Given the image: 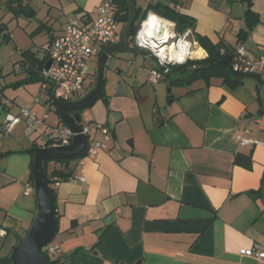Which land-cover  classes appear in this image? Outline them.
Wrapping results in <instances>:
<instances>
[{"label":"crops","instance_id":"1","mask_svg":"<svg viewBox=\"0 0 264 264\" xmlns=\"http://www.w3.org/2000/svg\"><path fill=\"white\" fill-rule=\"evenodd\" d=\"M32 1L23 0L35 14L26 13L17 35L10 22L21 14L10 8L13 0H0V11L7 10L0 15V50L7 48L0 55V154L6 153L0 157V230L6 231L0 259L11 257L38 214L36 148L47 145L54 126L65 125L52 109L49 90L37 101L42 81L29 78L38 75V66L22 53L30 49L44 59L70 18L78 15L80 24H89L104 0H72L67 11L68 0H38L46 9L41 19ZM172 1L194 19L189 39L197 52L205 51L201 58L208 53L197 35L264 53V0H251L259 21L244 40L239 33L248 30L246 1ZM29 23H36L31 32ZM123 52L109 58L115 67L105 78L103 97L83 111L88 117L82 125L110 127L108 148L72 161L73 176L85 181L73 178L55 188L57 225L51 241L60 244L66 264H264L240 253L264 249V87L254 76L235 88L218 77L170 85L163 75L153 83L149 74L158 68L157 59L147 51L140 59ZM22 108L47 116L45 123L31 129L23 118L10 132L3 130ZM48 109L56 114L53 121ZM239 134L263 143L240 146ZM97 139L100 133H92L90 142ZM56 166L50 162L49 170Z\"/></svg>","mask_w":264,"mask_h":264},{"label":"built area","instance_id":"2","mask_svg":"<svg viewBox=\"0 0 264 264\" xmlns=\"http://www.w3.org/2000/svg\"><path fill=\"white\" fill-rule=\"evenodd\" d=\"M158 2L162 0H149ZM170 7L179 9V4L170 0L167 2ZM114 0H104L97 9L96 17L87 25L80 24L75 20H69L64 27L63 33L53 39L52 44L47 47L48 59L41 69L42 85L39 97L43 95V90H49L53 98L63 101H70L73 98L80 96L87 87V82L90 79L88 70V63L95 57L101 54L110 45L117 44L122 39V32L119 30L118 20L115 17ZM149 11L146 17L140 23L141 30L143 23L148 19ZM157 17H160L156 15ZM161 18V17H160ZM173 29V28H172ZM151 37L145 36V43L141 46V42L137 40V33L130 38V45L138 49L147 51L151 56L157 59L159 67H163L161 71L159 68H154L150 71L149 80L153 83H158L165 72L169 71L170 65L183 64L188 59H197L188 57L182 62H177L176 59H169L165 57L162 52L156 47L160 40L157 38V33ZM173 37L165 44H175L179 46L182 41L188 40L189 50H193L195 41L189 39L190 31L187 30L183 34H178L173 30ZM169 43V44H168ZM105 48V49H104ZM104 49V50H103ZM171 60V62H170ZM50 62L47 67L46 64ZM233 70L239 73L259 76L264 81V53L255 54L248 51L244 44L237 46L232 60ZM264 87V83L262 85ZM44 118H39L35 112L28 108H22L18 115L11 116L5 121L3 130L10 132L12 128L18 124L23 118H26L31 129L39 127L45 123ZM94 132L100 133V139L90 142V136ZM80 134L88 136L89 144L85 156L94 157L100 149H107L108 143L112 136V131L106 123L86 124L81 126ZM67 125L54 126L49 134V140L55 146L69 145L74 137L77 135ZM236 142L240 146H250L262 144L263 142L253 138H247L239 134L236 136ZM78 178L85 181V176H72L70 179ZM62 181L56 180L55 188L60 185ZM6 234L5 230H0V248L2 237ZM43 255H46L48 260H56L57 264H66V260L62 256V248L60 244L53 241L48 242L42 247ZM242 255L256 256L264 259V249L259 246L253 248H243L240 250ZM1 264V263H0Z\"/></svg>","mask_w":264,"mask_h":264},{"label":"trees","instance_id":"3","mask_svg":"<svg viewBox=\"0 0 264 264\" xmlns=\"http://www.w3.org/2000/svg\"><path fill=\"white\" fill-rule=\"evenodd\" d=\"M130 0H114L115 5V17L118 21L124 22V28L121 29L123 33L129 19H130ZM248 3V8L246 11V19L248 24V30H243L239 33L241 40L247 38L249 34V30H251L259 21V18L255 12L251 9V0H244ZM133 3L136 5L137 16L136 21L133 24L130 30V37L136 35L140 28V23L146 17L149 11L154 12L155 14L164 17L176 24V31L178 34L185 33L188 29H191L195 25L194 19L179 12L177 9L170 7V5L164 1L153 2L149 1L148 5L145 9L141 6H137V0H133ZM12 11L15 14L27 13L30 16L35 14L34 9L31 6L24 5L23 0H13V3L9 5ZM45 26V25H44ZM2 26L0 27L1 32ZM6 41L8 36L5 34L2 36ZM196 41L199 42L201 46L207 51L208 55L205 58H201L205 56V51L199 48L196 56L194 58L199 59H188L183 64L170 65L169 71L164 73L165 78L169 80L170 85L174 84H185L191 83L198 79H204L206 81H210L212 78H222L223 83L231 86L238 87L243 84L244 79L247 76L257 77L259 80V84L263 85L264 81L261 77L255 75H248L244 73H239L233 70L232 60L233 55L237 47H229L225 44H215L211 42L209 39L199 36H196ZM30 49L23 51V55L25 57H29L32 60V63L35 66H38L37 71L38 75L35 78H29V80H40L42 81L41 69L46 63L48 57L44 59L36 58L34 55H31ZM158 68L163 71V67ZM92 84H94L92 82ZM52 99V94H51ZM53 105V100L50 101ZM57 111V109H56ZM58 112V111H57ZM88 147L78 156L74 158H68L63 160H47L44 162V168L46 175L49 179V190L50 195L55 206L57 194L54 184L56 180L67 181L74 175V168L71 166L72 161L83 158L87 153ZM30 152H35V149H28ZM6 153H1L0 157L4 156ZM50 162H55L60 166H56L51 171L49 170ZM251 162V161H250ZM259 194V191H257ZM57 225V223H56ZM56 233V230H55ZM27 234V233H26ZM55 236V234H54ZM54 238V237H53ZM46 257V255H44ZM1 264H13L11 257L1 258Z\"/></svg>","mask_w":264,"mask_h":264},{"label":"water","instance_id":"4","mask_svg":"<svg viewBox=\"0 0 264 264\" xmlns=\"http://www.w3.org/2000/svg\"><path fill=\"white\" fill-rule=\"evenodd\" d=\"M129 4L130 19L123 31L121 41L110 45L100 55L98 77L94 88L78 100L63 101L53 98V105L57 109L63 123L78 134L69 145L64 146L48 145L50 142L49 135H46L45 144L47 145L36 148L34 183L37 194L38 214L26 236L22 237L13 249L11 254L13 264H57L56 260H48L42 253V247L53 239L57 223L56 209L50 195L49 179L45 172L44 162L47 160L74 158L87 148L89 144L88 136L79 133L82 126L83 111L93 106L103 97L105 69L109 58L121 51L133 54L145 52V50L130 45V30L136 21L137 10L133 0H130ZM173 30H175V26H173ZM49 64L50 62L46 66L48 67ZM173 98L174 96L170 95L168 100Z\"/></svg>","mask_w":264,"mask_h":264},{"label":"rangeland","instance_id":"5","mask_svg":"<svg viewBox=\"0 0 264 264\" xmlns=\"http://www.w3.org/2000/svg\"><path fill=\"white\" fill-rule=\"evenodd\" d=\"M32 1V0H31ZM79 1H81V2H85L86 0H79ZM32 3L38 8V11H39V13L40 14H38V18L39 19H41V16H42V14H43V12L46 10V9H44L43 7H42V5L39 3V1L38 0H33L32 1ZM68 3H70V5H68V6H66V11L71 7V5L73 4V2H72V0H68ZM145 3H146V0H137V6H144L145 5ZM139 4V5H138ZM1 5V4H0ZM42 8V9H41ZM3 10L2 11H0V15H2V14H4V13H7V10H6V8L5 7H3L2 8ZM144 9V8H143ZM20 17V18H19ZM77 17H78V15L76 16V18L75 19H73V18H70L69 20H75V21H77ZM27 15H26V13H23V14H21L20 16H18L17 18H15V19H13L10 23H11V27L10 28H12V29H15L16 27H17V24L20 22V21H22L23 23L22 24H26L27 22H26V20H27ZM19 19V20H18ZM78 22V21H77ZM34 25H36V23H34L33 25L32 24H28V31H33L34 30V28H35V26ZM118 26H119V30H121V29H123L124 28V22L123 21H119L118 22ZM16 31H17V35L19 34V28H16ZM45 34V33H44ZM43 34V35H44ZM46 35V34H45ZM18 40V39H17ZM192 40V39H191ZM195 48V47H194ZM194 48H193V50H194ZM5 49H7V48H2V50H0V55L2 56L3 54H5V52H6V50ZM123 52V51H122ZM122 52H118V53H122ZM124 54L126 53V52H123ZM130 54V53H129ZM131 55H134L135 57H137L138 59H140V58H142V53H139V54H131ZM114 64H115V61L114 60H112V59H110L109 61H108V63H107V65H106V69H105V78H106V76H108L109 74H110V71H113L114 70ZM88 70H89V73H90V77H91V79H92V82L94 83V84H92L91 85V87H86V89L82 92V94L80 95V98H82V97H84L86 94H88L93 88H94V86H95V84H96V81H97V77H98V71H99V58H93L89 63H88ZM107 72V73H106ZM95 81V82H94ZM90 83V80H88V84ZM38 95H39V93H38ZM38 95H37V97H38ZM37 97H36V99H37ZM47 98L49 99V96H47ZM46 99V98H45ZM52 109L53 110H55V106L54 105H52ZM49 110V109H48ZM53 110H49V113L51 114V119L50 120H52L53 121V118L55 117V112L53 111ZM87 117H88V115H87V113H84L83 112V121H85L86 119H87Z\"/></svg>","mask_w":264,"mask_h":264},{"label":"bare ground","instance_id":"6","mask_svg":"<svg viewBox=\"0 0 264 264\" xmlns=\"http://www.w3.org/2000/svg\"><path fill=\"white\" fill-rule=\"evenodd\" d=\"M167 21L168 20L163 18L158 21L160 30L157 34V38L160 40V44L155 41V43H157L156 47H158L162 54L169 59L175 58L176 60H178L181 56H183L185 60L188 55L194 58L197 54V47H195L194 50H189L190 43L188 40L182 41L179 46L175 44H169L171 42L169 39L172 38L174 34L172 29L174 24H169L167 23ZM165 31H167L168 33L167 37H165L164 35ZM166 42H169V45L165 44Z\"/></svg>","mask_w":264,"mask_h":264},{"label":"clouds","instance_id":"7","mask_svg":"<svg viewBox=\"0 0 264 264\" xmlns=\"http://www.w3.org/2000/svg\"><path fill=\"white\" fill-rule=\"evenodd\" d=\"M162 18H158L156 14L154 13H149L148 19L143 23L141 30L137 33V40L141 42V46L145 43V36L151 37L154 35L155 32H159L160 30V25L158 23L159 20ZM167 23L171 24V21H167ZM165 37L168 36L167 31H165ZM175 59V58H173ZM184 60V57L181 56L177 62L182 63ZM171 62V60H170Z\"/></svg>","mask_w":264,"mask_h":264}]
</instances>
